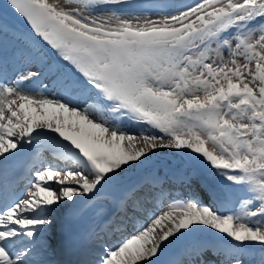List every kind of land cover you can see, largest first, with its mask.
<instances>
[{
	"label": "snow or ice",
	"instance_id": "snow-or-ice-1",
	"mask_svg": "<svg viewBox=\"0 0 264 264\" xmlns=\"http://www.w3.org/2000/svg\"><path fill=\"white\" fill-rule=\"evenodd\" d=\"M70 2L77 6L7 0L29 26L15 34L39 71L0 84V169L34 140L57 163L34 172L27 198L0 205V264H72L46 259L63 245L53 242L47 217L78 200L80 214L95 210L100 231H127L125 219L147 197L140 186L125 187V172L164 148L206 162L227 183L205 180L209 204L173 200L147 224L137 219L136 231L95 262L75 264H154L166 244L203 230L216 235L193 240L170 264H264V0H193L144 20L124 18L127 0ZM32 78L36 95L22 87ZM133 124L143 147L133 143ZM185 163L175 174L204 180ZM109 192L121 193L116 212L124 219L106 209ZM253 245L258 260L249 256Z\"/></svg>",
	"mask_w": 264,
	"mask_h": 264
},
{
	"label": "rangeland",
	"instance_id": "rangeland-1",
	"mask_svg": "<svg viewBox=\"0 0 264 264\" xmlns=\"http://www.w3.org/2000/svg\"><path fill=\"white\" fill-rule=\"evenodd\" d=\"M128 1V0H127ZM181 1H183V0H171L170 2H169V4H173V5H177V4H179ZM59 3H60V5L61 6H63V7H66V8H71V7H76L77 5L75 4V3H71L70 2V0H59ZM129 4H131L130 2H129ZM178 6H176L175 8H177ZM0 8H3V9H7L8 11H10V8L8 7V6H5V4H4V2H3V0H0ZM95 14H97V15H99L100 13L98 12V13H95ZM1 15V14H0ZM163 15H168V13H161V12H158V13H148L147 11H144V12H142V11H137V10H135V9H130L129 11H128V14L124 17V18H128V19H133V20H135V19H140V20H144V19H156V18H158V17H160V16H163ZM24 21V20H23ZM7 22V23H6ZM25 22V21H24ZM0 24H13V25H16V23L15 22H10L9 20H7V19H5V21L3 22V21H1L0 20ZM26 25V26H25ZM24 25V27L26 28V30L24 29V28H20V27H18L19 28V30L20 31H23V32H25V33H27L28 31L27 30H29L30 31V29H29V26L27 25V24H25ZM10 30V29H9ZM0 48H4V50L5 51H9V52H11V53H13V52H16V53H18L19 52V54L21 53L23 56H25V59L23 58V57H21V58H19L20 60H21V63H19V64H17L14 68H13V70H12V72H11V74L14 76V75H16V74H19V73H21V74H24V75H27V73L29 72V71H33V72H35V69H37L36 67H34V66H26V63H27V61H28V59H29V57H30V55H31V49L28 47V46H26L25 45V43L22 41V40H20V39H17V37L16 36H13V35H11L10 33H7V31L6 32H0ZM16 35V34H15ZM4 38L5 39H11L10 41H8V43H10V45L12 46L11 48L9 47L10 45L9 44H7V43H5V41H4ZM15 42H17V44H15ZM6 45V46H5ZM43 45H45L46 47H47V50L48 51H50V52H52V50L46 45V44H43ZM8 49V50H7ZM17 50H19V51H17ZM31 68H33V69H31ZM48 82H49V80H48ZM47 82V83H48ZM51 92H55V89H52L51 90ZM134 126H136V127H138L139 129H140V126L139 125H135V124H133ZM156 134L157 135H159V132H156ZM166 153V154H165ZM152 153H150L149 155H151ZM165 154V155H164ZM156 156H157V158H152V160L153 161H155L154 162V165L157 167V169L159 168V164L157 163V161H158V158H162L164 161H166V162H168L169 163V165L167 166V167H165V168H163L162 170H159V172H160V174H155L154 173V180H156V182H147V183H145V184H142L140 187H142V189H143V191L144 190H146V189H150L151 187H152V189L154 190V193L156 194V195H158L159 196V194H160V192L163 190L164 191V196L163 197H161V199L158 201V206H160V209H161V211H166L167 209H168V207H169V204H170V202L171 201H173L172 199H171V201H168L167 199H166V194H169V192H168V190H171V192L172 193H174V192H176L177 190H179L181 187H175V185L174 186H172L171 188H166V189H160L159 187H158V182H160L161 181V177L163 178V176H167V178L168 179H170V177L173 175V178H176L178 175L177 174H175L176 173V169H177V166H178V164L181 162V159H183V161H185L186 162V164H187V160L186 159H184V155L183 154H180V153H177L176 152V150H173V149H166V148H164V149H157L156 150ZM151 160V161H152ZM149 167V166H148ZM147 167V168H148ZM160 169V168H159ZM187 170V169H186ZM187 171H191V169L190 168H188V170ZM153 170L151 171V172H149V173H147V174H145V169L144 168H139L138 170H131V171H129L128 172V174L131 176V180L132 179H136V178H138L139 176H141V175H152L153 174ZM144 173V174H143ZM201 174V173H200ZM203 177H204V180H201V184L204 186V188L205 189H207V191H208V188H207V185L205 184V180H207L208 182H209V184H211V186H213V187H219V186H217L216 185V180H217V178L218 177H216V176H214L213 175V172L211 171L210 173H205V174H201ZM182 180H183V178H182ZM195 180V179H194ZM195 181H197V180H195ZM185 182V181H184ZM153 183V184H152ZM185 186H187L186 184H185ZM148 187V188H147ZM173 188V189H172ZM175 188V189H174ZM186 191V190H185ZM188 194H190V196L192 195V196H194V195H196V194H200L201 192L200 191H198V190H196V191H194L193 193H192V191L190 192H188V190L186 191ZM208 196V195H207ZM189 199H191V198H189V197H187V196H182V200H189ZM146 200V199H145ZM109 201H111V197H110V199H109ZM107 205V204H106ZM69 206H71V203H69V204H66L65 205V207H69ZM85 206V205H84ZM83 206V207H84ZM234 208V207H236V206H233L232 204H229L228 206H227V208ZM159 213H161V212H159ZM158 232L157 233H159V230H157ZM160 234V233H159ZM196 235V236H195ZM215 233H213V235L212 236H207V235H204L203 237H197L198 236V234L196 233V234H194V235H190V236H187L186 237V240H185V243H186V246L188 245V244H190L193 240H195V239H208V238H213V237H215ZM178 240V239H177ZM177 240H173L172 242H171V244L172 243H175ZM167 245H165L164 246V248L166 247ZM183 248H185V246H184V242L183 241H179L178 242V245H174V246H170V248H168L169 250H172V252H171V254L170 255H164V253H163V255L161 256V258L160 259H156L155 260V262H154V264H170V261L183 249ZM254 249H255V251L253 252V253H250L249 254V256L251 257V258H257V256H258V246L257 245H255L254 246ZM95 255H99L98 254V252H95ZM244 263H249V258H245V261H244Z\"/></svg>",
	"mask_w": 264,
	"mask_h": 264
},
{
	"label": "bare ground",
	"instance_id": "bare-ground-1",
	"mask_svg": "<svg viewBox=\"0 0 264 264\" xmlns=\"http://www.w3.org/2000/svg\"><path fill=\"white\" fill-rule=\"evenodd\" d=\"M24 59H25V56H23V55H21ZM31 85H34V84H36L35 83V78H33V81H32V83H30ZM49 95L51 96V93L49 92ZM82 106V105H81ZM128 130L130 131V132H133V133H136L137 134V137H138V139L136 140V141H134L133 143H135L136 144V146L139 148V147H143L144 146V143H143V141H142V138H140V136H139V131H140V129L138 128V127H136V126H134V125H129V128H128ZM127 143V142H126ZM38 156L39 157H37L36 158V162H35V164L34 165H32V167L34 168L33 170L34 171H32L33 173L32 174H30V177H29V175H28V177H26V183L28 184L27 186H31V182H32V179H33V176H34V172L37 170V169H39V168H41L42 166H45L48 162H51V163H53V164H56L57 163V161H55V160H53L52 159V154L49 152V151H47V150H44L43 152H40L39 154H38ZM152 158L154 159V158H157V156H156V150L155 151H153L152 152V154L151 155H149V157H148V159L146 160V161H144V163L143 164H137L136 166H134V167H132V168H129V169H127L126 170V172H125V181H124V184H125V187H129V185L131 184V176L128 174V172L129 171H131V170H138L139 168L141 169V168H144L145 169V174H147V173H149V172H151L152 170L154 171L153 172V174L152 175H147V180H154V173L155 174H160V172H159V170H162L163 168H165V167H167L168 165H169V163L168 162H166V161H164L161 157L160 158H158V161H157V163L159 164V168L157 169V167L154 165V162L155 161H153L152 160ZM152 160V161H151ZM149 166V167H148ZM148 167V168H147ZM168 176V175H167ZM167 176H163V178L161 177V181L160 182H158L159 184H158V187L160 188V189H166V188H171L172 186H174L175 185V187H181V189L182 190H188V192L190 191H192V193L194 192V191H196V190H198V191H200L201 193L200 194H196V195H194V196H199L202 200H203V202L205 203V204H209L210 203V198H209V194H208V191H207V189H205L204 188V186L200 183L201 182V180H197V181H195V180H193V181H191L190 183L189 182H184V180H182V177L181 176H177L176 178H173V175L170 177V179H168L167 178ZM32 177V178H31ZM62 178V177H61ZM153 184V183H152ZM185 184L187 185V186H185ZM53 187L55 188L56 187V185L55 184H53ZM10 188L11 187H8L7 188V190L9 191L10 190ZM148 188V187H147ZM173 189V188H172ZM175 189V188H174ZM145 194H146V197H152V198H156L157 196L155 195V193H154V190H151V189H146V190H144L143 191ZM168 192H169V194H168V196H167V198L168 199H170V195L172 194V192H171V190H168ZM119 193L120 192H109L108 193V195H109V199H110V197H112V196H114L113 198V200L112 201H108L106 204V209H108L110 212H112L113 214H114V212H115V210H116V208H114V206H113V202H114V200L115 199H117L118 198V196H119ZM191 194V193H190ZM208 195V196H207ZM193 196V197H194ZM172 198H174L175 197V194H172V196H171ZM25 198V197H24ZM79 201H81L82 202V205L83 204H85V202L83 201V200H78L77 202H79ZM67 204H69V203H67ZM82 205H81V207L80 206H78V207H71V210L72 211H74V212H77L78 211V209H80V208H82ZM157 208H158V206H157ZM159 208H160V206H159ZM159 208L158 209H156V210H152V209H146V208H143V210H141V211H143L144 213H146L147 215H148V217L147 218H145V220H148L149 219V217H151V216H155V215H158L159 214V212H162V211H160L159 210ZM215 208H216V205L215 204H213V209L215 210ZM225 211L227 210V208L226 209H224ZM64 212H66V210L64 211ZM51 215H53V217H51ZM50 215V219H53L54 218V223H53V225H56L61 219H60V216H59V214H57V216L55 215V214H51ZM137 215V214H136ZM136 215H135V217H136ZM131 219L132 220H134L133 218H128V220H129V222H131ZM128 229H131V228H127V231H128ZM158 232V231H157ZM213 231H211V230H203V231H201V232H198L197 234H198V236L197 237H203L204 235H207V236H212L213 235ZM124 235V233H114V238L112 239V240H110V242H112V243H116V240H118L120 237H122ZM157 235H159V233H157ZM52 236L54 237V232H53V228H52ZM125 236H129L128 234L127 235H125ZM196 236V235H195ZM183 241L184 242V246L186 247V243H185V240H186V237H182V238H179V241ZM122 241V239H120V242ZM53 242H54V239H53ZM172 242V241H171ZM171 242L170 243H168V244H166L167 246L164 248V250L160 253V255H159V257H157L156 259H160L161 258V256L163 255V253L165 252V255H167L168 253H167V249L168 248H170V246L173 244H171ZM118 244H116L115 246H117ZM255 245H253L252 247H254ZM257 246H259V245H257ZM261 251V249H260V246L258 247V256H257V258L255 259V260H258L259 259V252ZM46 259H49V260H51V261H55V258L54 257H52V255H50V256H48V257H46ZM90 261V260H89Z\"/></svg>",
	"mask_w": 264,
	"mask_h": 264
},
{
	"label": "trees",
	"instance_id": "trees-1",
	"mask_svg": "<svg viewBox=\"0 0 264 264\" xmlns=\"http://www.w3.org/2000/svg\"><path fill=\"white\" fill-rule=\"evenodd\" d=\"M131 1H135L136 3H138V4H143V5H145L146 7H148V8H150V6H152L153 5V3H156V2H159V1H156V0H131ZM188 156V155H187ZM189 157V156H188ZM190 158V157H189ZM193 161V160H192ZM196 161V160H195ZM197 162L199 163V164H203L205 167H206V169L207 170H211V168L207 165V163L206 162H204V161H202V160H197ZM221 180V182H224V180L223 179H220Z\"/></svg>",
	"mask_w": 264,
	"mask_h": 264
}]
</instances>
